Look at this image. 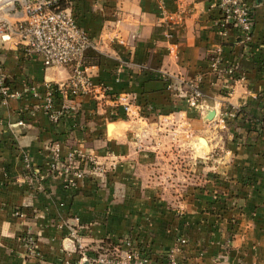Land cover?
Segmentation results:
<instances>
[{
  "label": "crops",
  "instance_id": "obj_1",
  "mask_svg": "<svg viewBox=\"0 0 264 264\" xmlns=\"http://www.w3.org/2000/svg\"><path fill=\"white\" fill-rule=\"evenodd\" d=\"M244 1L250 43L218 25L216 0H76L95 44L86 54L95 90L57 124L41 108L46 85L66 82L72 68L47 67L16 35H0V67L17 94L0 91V264H59L79 245L94 256L128 235L157 255L185 236L197 264H264V0ZM199 75L203 100L191 108L187 83ZM122 97L132 117L115 107ZM54 150L115 168L66 185L50 169ZM30 236L40 260L28 254Z\"/></svg>",
  "mask_w": 264,
  "mask_h": 264
},
{
  "label": "built area",
  "instance_id": "obj_2",
  "mask_svg": "<svg viewBox=\"0 0 264 264\" xmlns=\"http://www.w3.org/2000/svg\"><path fill=\"white\" fill-rule=\"evenodd\" d=\"M9 5L7 11L17 15V20L11 23L8 19L0 18L1 37L10 40L11 35H16L17 46L25 55L40 58L47 67L72 68L71 76L66 82L46 85L41 108L50 121L57 124L67 114L76 111L75 100L78 97L95 90L89 67L85 64L87 52L95 48L94 40L81 26L77 16L75 17L71 0L68 7L59 10L51 8L50 0H13ZM215 7L220 13V27L226 29L227 26L233 25L240 30L245 43L252 41L253 15L246 1L216 0ZM219 63L220 57L213 62V67L218 68ZM235 71V68L231 67L227 72L233 75ZM202 82L203 75H199L194 81L187 83L186 96L191 108H199L203 100ZM98 87L104 97L108 95V89L104 85ZM0 91L7 98L17 96L7 85L1 67ZM113 101L115 107L122 108L126 116H133L132 104L128 97L116 98ZM236 116L237 110H228L223 114L222 121ZM24 162L26 169L30 170V159L27 155L24 156ZM114 168L115 164L108 166L96 156H87L79 151L61 156L59 150H54L50 163L54 175L61 178L64 184L75 187L78 183L85 182L88 175L104 176ZM29 178L32 179V176ZM187 246V238L180 236L172 250L157 255L146 239L128 235L118 244L97 251L94 256H89L86 248L79 245L78 257L67 256L59 264H197L185 256ZM27 251L39 260L42 258L34 236L28 239Z\"/></svg>",
  "mask_w": 264,
  "mask_h": 264
},
{
  "label": "trees",
  "instance_id": "obj_3",
  "mask_svg": "<svg viewBox=\"0 0 264 264\" xmlns=\"http://www.w3.org/2000/svg\"><path fill=\"white\" fill-rule=\"evenodd\" d=\"M50 1L52 2L51 8L53 10H59V9H64V8L68 7L70 0H50ZM71 1H73L72 9H73V12L75 14V17L76 16L78 17L77 6H75V4H74L76 2V0H71ZM230 27H234V26L233 25L227 26V28H230ZM219 57H220L219 54L214 52V53L210 54L209 60L210 61H216ZM85 64L87 66H89V62L86 59H85ZM143 107H144L143 112H145L146 111V105L143 104Z\"/></svg>",
  "mask_w": 264,
  "mask_h": 264
},
{
  "label": "rangeland",
  "instance_id": "obj_4",
  "mask_svg": "<svg viewBox=\"0 0 264 264\" xmlns=\"http://www.w3.org/2000/svg\"><path fill=\"white\" fill-rule=\"evenodd\" d=\"M10 3H12V2H10V1H7V0H0V8H1V10H0V18H8L7 17V14L9 13L8 11H7V8H9L10 7ZM17 8L20 10V7L17 5ZM6 13V14H5ZM9 20V19H8ZM211 122V121H210ZM161 187H163V186H161ZM175 206H177V204L175 203ZM170 207H172V205L170 206ZM175 208V209H174ZM172 207L171 209L173 210V213L175 214V217H180L181 215H180V213H178V212H176L177 210H179V208L177 207ZM232 225L235 227L236 226V223L235 222H233L232 223Z\"/></svg>",
  "mask_w": 264,
  "mask_h": 264
},
{
  "label": "water",
  "instance_id": "obj_5",
  "mask_svg": "<svg viewBox=\"0 0 264 264\" xmlns=\"http://www.w3.org/2000/svg\"><path fill=\"white\" fill-rule=\"evenodd\" d=\"M215 118V110H209L208 111V113H207V116H206V118H205V120L207 121V122H210V121H212L213 119ZM114 123H111V124H109V126H108V129H109V131H112V127H114ZM203 140H205V139H203V138H200L199 139V141H203Z\"/></svg>",
  "mask_w": 264,
  "mask_h": 264
},
{
  "label": "bare ground",
  "instance_id": "obj_6",
  "mask_svg": "<svg viewBox=\"0 0 264 264\" xmlns=\"http://www.w3.org/2000/svg\"><path fill=\"white\" fill-rule=\"evenodd\" d=\"M7 1H10V2H12L13 0H7ZM215 115H216V113H215ZM200 143H201L203 146H207V145H206V141H205V140H203V141H200Z\"/></svg>",
  "mask_w": 264,
  "mask_h": 264
}]
</instances>
